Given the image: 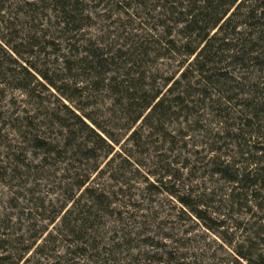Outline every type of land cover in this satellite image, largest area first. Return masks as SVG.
<instances>
[{
  "label": "trees",
  "instance_id": "obj_1",
  "mask_svg": "<svg viewBox=\"0 0 264 264\" xmlns=\"http://www.w3.org/2000/svg\"><path fill=\"white\" fill-rule=\"evenodd\" d=\"M114 17L113 32L90 36ZM7 90L32 110L0 106V182L20 211L0 219V264H42L59 239L58 259L84 260L136 177L214 233L229 229L224 208L245 209L237 255L264 264V0H0V98ZM196 137L208 148L196 173L226 185L216 208L214 193L185 190L195 167L182 152ZM151 161L162 170L145 174ZM48 186L57 209L40 196Z\"/></svg>",
  "mask_w": 264,
  "mask_h": 264
},
{
  "label": "rangeland",
  "instance_id": "obj_2",
  "mask_svg": "<svg viewBox=\"0 0 264 264\" xmlns=\"http://www.w3.org/2000/svg\"><path fill=\"white\" fill-rule=\"evenodd\" d=\"M116 17L106 20L105 23L91 26L88 33L90 36H96L101 33L113 32L114 21ZM103 30V31H102ZM160 69L163 71L173 72L175 66H170L168 63H159ZM163 64V65H162ZM4 99L0 98V106L3 111L9 113L17 112L26 108L24 103L26 97L18 91L7 90L4 94ZM3 99V101H1ZM13 100V103H12ZM26 110H32L27 107ZM16 141L21 140L16 137ZM201 137L194 138L191 145L184 149L182 158L187 157L195 167L193 173L190 170L185 173L183 182L185 190L192 198L203 194L214 193L213 200L214 208L220 206V202L226 200L224 196L226 185L223 182H218L217 178H211L204 175V170L196 173V168H202L203 158L207 156L208 148H201L204 145ZM19 143V142H18ZM16 143V144H18ZM199 148H196L197 146ZM167 147L161 152L163 156L169 158L170 162H176L174 157H171ZM206 150V151H205ZM234 150V148L232 149ZM0 151H4V147H0ZM201 152L202 155H197L195 152ZM205 151V152H204ZM167 152V153H166ZM233 152V151H232ZM235 152V151H234ZM161 153L155 154L152 152L155 161ZM4 160V158H1ZM167 160V161H168ZM153 161V160H152ZM152 161L148 164L147 172L155 170L160 171L159 166L152 167ZM180 162H183L181 160ZM176 164V163H175ZM179 163L175 168H178ZM60 177V176H59ZM137 190L131 192L125 199H118V205L115 213L111 217H105L100 225L99 232L95 234V243L98 245L97 250H88L85 259H79V252L76 255L69 256L72 261L66 262L58 257L64 256L67 252L66 242L61 239L55 244H48L45 255L40 259L42 264H246V261L240 259L237 251L241 248H246V235L249 234L246 229V210L235 207L234 209L224 208L223 214L230 216L228 219V227L224 234H218L209 231L201 222L195 219L191 213L182 207L176 199L170 198L167 195H151L144 191L145 183L142 177H136ZM102 184H111L107 180V176L101 180ZM43 191L40 196L49 197L55 209L59 208L62 200L58 194H53L55 188L48 186L41 188ZM10 189L0 182V219L6 216H15L20 214L19 210L12 211L10 209L9 197ZM120 200V201H119ZM48 206V203H47ZM123 206V208H120ZM50 209V210H49ZM49 210V211H48ZM38 218L46 220L47 225L49 218L52 216L51 208H48ZM15 214V215H14ZM28 225V223H26ZM25 224V225H26ZM38 224H41L38 222ZM61 226V218H58L56 223L49 227V231H53L56 235V229ZM248 228V227H247ZM55 230V231H54ZM247 233V234H246ZM232 242V245L229 243ZM40 243V242H39ZM44 244V243H43ZM42 244V245H43ZM98 256V257H97ZM29 257V256H28ZM39 256L30 264H36Z\"/></svg>",
  "mask_w": 264,
  "mask_h": 264
}]
</instances>
